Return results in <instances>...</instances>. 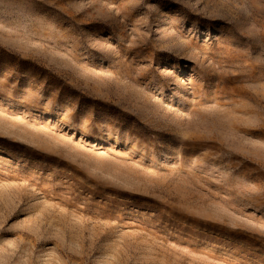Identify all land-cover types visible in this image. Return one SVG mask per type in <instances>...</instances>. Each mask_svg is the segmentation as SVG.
<instances>
[{"label":"rangeland","instance_id":"obj_1","mask_svg":"<svg viewBox=\"0 0 264 264\" xmlns=\"http://www.w3.org/2000/svg\"><path fill=\"white\" fill-rule=\"evenodd\" d=\"M0 264H264V0H0Z\"/></svg>","mask_w":264,"mask_h":264}]
</instances>
